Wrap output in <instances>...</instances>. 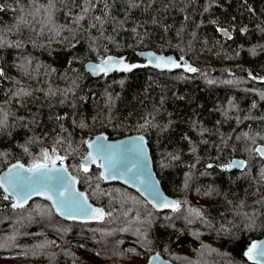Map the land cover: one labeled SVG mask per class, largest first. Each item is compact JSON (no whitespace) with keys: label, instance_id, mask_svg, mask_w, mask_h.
Instances as JSON below:
<instances>
[{"label":"trees","instance_id":"1","mask_svg":"<svg viewBox=\"0 0 264 264\" xmlns=\"http://www.w3.org/2000/svg\"><path fill=\"white\" fill-rule=\"evenodd\" d=\"M147 48L187 65L84 67ZM101 131L146 136L176 208L81 164ZM260 142L264 0H0V170L61 160L104 211L69 221L39 197L13 208L0 187V264H144L152 251L175 264H258L248 250L264 234ZM235 156L245 167L226 170Z\"/></svg>","mask_w":264,"mask_h":264},{"label":"water","instance_id":"2","mask_svg":"<svg viewBox=\"0 0 264 264\" xmlns=\"http://www.w3.org/2000/svg\"><path fill=\"white\" fill-rule=\"evenodd\" d=\"M218 32L225 37L231 34L226 27H219ZM138 55L139 58L132 61L117 55L87 60L84 67L95 75L127 72L142 66L178 70L187 65L186 59L173 52L147 48L140 50ZM255 149L264 157L263 142L257 143ZM80 162L84 166L98 164L105 181L119 182L134 189L157 210L174 209L178 204L177 199L164 190L154 168L147 138L142 133L110 138L103 131L97 132L87 139L86 154ZM245 162L243 157L235 156L226 162L225 168L228 171L242 170ZM206 165L210 166V162ZM0 187L11 198L9 205L13 208L39 197L47 200L57 215L69 221L95 222L104 212L79 188L77 176L61 160L41 162L31 167L21 160H14L0 170ZM248 256L256 263L264 264V234L249 248ZM144 264L175 263L159 251H152Z\"/></svg>","mask_w":264,"mask_h":264},{"label":"rangeland","instance_id":"3","mask_svg":"<svg viewBox=\"0 0 264 264\" xmlns=\"http://www.w3.org/2000/svg\"><path fill=\"white\" fill-rule=\"evenodd\" d=\"M6 195V194H5ZM147 257H148V254L147 253H144L140 256V261L144 262L147 260Z\"/></svg>","mask_w":264,"mask_h":264}]
</instances>
